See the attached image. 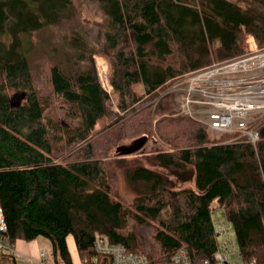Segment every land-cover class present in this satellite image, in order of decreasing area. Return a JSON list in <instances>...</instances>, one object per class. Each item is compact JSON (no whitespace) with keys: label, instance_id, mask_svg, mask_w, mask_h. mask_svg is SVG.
I'll return each mask as SVG.
<instances>
[{"label":"trees","instance_id":"1","mask_svg":"<svg viewBox=\"0 0 264 264\" xmlns=\"http://www.w3.org/2000/svg\"><path fill=\"white\" fill-rule=\"evenodd\" d=\"M90 3L94 21L84 16ZM263 9L257 0H0L3 239L44 238L56 261L72 264L71 236L87 264L101 233L148 264H171L180 246L198 264L219 248L220 209L241 263L263 262L264 114L248 125L253 146L179 114L180 96L167 92L183 75L242 55L244 32L263 47L255 27ZM49 26L67 51L40 78L22 36ZM95 49L109 58L111 95L97 81ZM17 93L24 98L13 104ZM143 137L161 149L115 153Z\"/></svg>","mask_w":264,"mask_h":264},{"label":"built area","instance_id":"2","mask_svg":"<svg viewBox=\"0 0 264 264\" xmlns=\"http://www.w3.org/2000/svg\"><path fill=\"white\" fill-rule=\"evenodd\" d=\"M240 45L243 53L239 57L183 75L170 84L173 86L168 92L180 87L179 114L206 125L213 135L233 134L239 137L235 139L245 138L254 146L258 135L248 125L264 114V46H256L254 38L247 32L242 34ZM98 75L99 85L111 95L109 75L101 72ZM226 224L220 223L214 230L218 250L211 259H204L198 264H264V261L241 263L234 234L226 228ZM5 231L0 207V252L12 255L13 245L3 239ZM92 250L95 256L87 264H148L144 255L110 243L105 234H94ZM230 255L235 257L234 262H230ZM40 257H45V254L41 253ZM170 263L195 264L184 246L171 255Z\"/></svg>","mask_w":264,"mask_h":264},{"label":"rangeland","instance_id":"3","mask_svg":"<svg viewBox=\"0 0 264 264\" xmlns=\"http://www.w3.org/2000/svg\"><path fill=\"white\" fill-rule=\"evenodd\" d=\"M257 1L264 6V0H257ZM84 16L87 19H89V21H94L95 19H97L98 13H97L96 5L94 3H90L87 7L84 8ZM255 27L258 33V38L260 39V41L264 42V9L257 12L255 18ZM54 31L55 30L51 26H49V27H45L42 30L32 33L30 36L28 35L22 36L23 46L26 49V57L29 66L34 73L39 74L38 77L40 78H42L43 71H45L46 68H48L53 63L62 62L66 56V51H67L65 44L66 41L62 39H56V34L54 33ZM88 35L91 38V40L94 39L96 35L95 29L90 28L88 30ZM252 37L254 38V44L258 46L256 38L253 35ZM29 40L33 42L32 47H30L28 43ZM90 59L96 73L97 81L98 83H100V79L98 75L99 72L106 74V76L110 74L111 66H110L109 58L100 49H95L91 53ZM103 83L105 85V80H103ZM172 86L173 85L169 86L168 89H170ZM106 87L108 88V85H106ZM173 89L175 90L171 89L172 90L171 92L177 93L178 96H181L180 87ZM10 99L13 104L19 102L20 93L12 95ZM112 104L114 103L112 102ZM235 138H239V137L234 135L231 140H234ZM160 149H161L160 145L149 140L145 143L144 147L139 152L140 154H148ZM212 216H213V224L215 228L218 226V224L226 222L224 213L220 209L214 211ZM226 228L232 231L231 227L228 224H226ZM20 242L25 243V241H21V240L17 241V243ZM66 246L72 264H82L81 259L77 254L74 240L71 236H68L66 238ZM43 253L46 255V257L45 259L42 258V262L35 261L32 257L27 259H19L17 260V264H64L61 261L55 260V258L52 255L51 246L50 249L45 250ZM229 260L230 262H234L236 259L234 256L230 255Z\"/></svg>","mask_w":264,"mask_h":264},{"label":"crops","instance_id":"4","mask_svg":"<svg viewBox=\"0 0 264 264\" xmlns=\"http://www.w3.org/2000/svg\"><path fill=\"white\" fill-rule=\"evenodd\" d=\"M17 241L13 244L14 254H12L15 264H17V260L19 259H27L32 257L35 261L42 262V258L45 259L46 255L45 257L41 258L40 254L45 250L50 249L49 242L46 239L40 237L31 242L17 243ZM3 260L4 259L0 256V264Z\"/></svg>","mask_w":264,"mask_h":264},{"label":"water","instance_id":"5","mask_svg":"<svg viewBox=\"0 0 264 264\" xmlns=\"http://www.w3.org/2000/svg\"><path fill=\"white\" fill-rule=\"evenodd\" d=\"M24 98V93H20V100ZM147 142V138H138L128 144L120 145L115 149V153L119 156H128L139 152Z\"/></svg>","mask_w":264,"mask_h":264}]
</instances>
